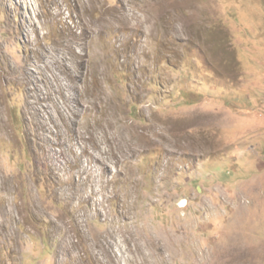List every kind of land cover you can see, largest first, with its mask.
Segmentation results:
<instances>
[{"label":"rangeland","instance_id":"rangeland-1","mask_svg":"<svg viewBox=\"0 0 264 264\" xmlns=\"http://www.w3.org/2000/svg\"><path fill=\"white\" fill-rule=\"evenodd\" d=\"M0 264H264V0H0Z\"/></svg>","mask_w":264,"mask_h":264}]
</instances>
